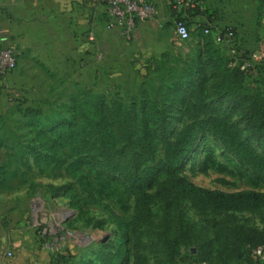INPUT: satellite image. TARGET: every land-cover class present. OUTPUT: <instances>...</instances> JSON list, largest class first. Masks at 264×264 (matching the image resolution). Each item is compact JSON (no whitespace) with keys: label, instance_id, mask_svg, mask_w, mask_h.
I'll list each match as a JSON object with an SVG mask.
<instances>
[{"label":"rangeland","instance_id":"374dc122","mask_svg":"<svg viewBox=\"0 0 264 264\" xmlns=\"http://www.w3.org/2000/svg\"><path fill=\"white\" fill-rule=\"evenodd\" d=\"M170 12L159 23L136 26L130 35L108 23L94 38L93 31L70 30L62 39L64 53L54 60L44 57L51 55L42 46L47 38L27 37L15 70L0 77V258L5 264H134L136 245L144 264H185L188 258L218 263L219 253L233 243L231 231L240 246L246 245L238 226L255 228L250 242L264 245V208L201 212L189 199L153 203L151 219L135 236V197L128 183L114 172H105L98 182L100 169L94 168L86 171L90 183L84 185L79 176L66 173L73 160L69 147L50 149L63 131L82 126L85 110L72 109L76 99L122 105L128 112L142 103L165 108L167 127H154L156 161L164 156L166 135L175 139L186 125L208 116L225 117L264 155V138L250 130L246 116V109L264 97V78L253 67L242 69L228 47L205 36L201 20L188 22L191 37L180 39L176 24L181 19ZM223 92L225 98L219 96ZM180 172L213 190L264 191L250 168L207 132ZM180 219L196 228L187 242ZM192 243L195 256L187 257ZM200 248L207 249L205 254ZM233 260L251 264L248 255Z\"/></svg>","mask_w":264,"mask_h":264},{"label":"trees","instance_id":"16d2710c","mask_svg":"<svg viewBox=\"0 0 264 264\" xmlns=\"http://www.w3.org/2000/svg\"><path fill=\"white\" fill-rule=\"evenodd\" d=\"M170 3L172 6L176 4L174 0H171ZM174 10H178L176 11L177 18L184 21L188 27V22L191 21L188 17H182L183 11L186 10L187 13L194 16L208 14L207 9L203 7L202 0H195L189 5L186 4V0H183L182 6L179 9L174 7ZM205 28H215V26L201 23L202 33L215 41L212 34L204 33ZM220 30L223 33L231 31ZM231 32L233 33V31ZM250 53L251 50L246 49V52L241 54V59H249ZM254 70L260 78H264V60L256 65ZM219 96L225 98L227 94L223 92ZM72 102H74L72 109L82 106V110H85L83 113L84 122L80 128H72L68 132L63 131L57 138L52 139L50 149L56 151L63 146L69 147V156L73 160L67 165L66 173L74 177L79 176L84 185L90 183L89 173L86 171H91L94 168L100 169L96 177L98 182H103L102 177L105 172H114L128 183L135 197L132 215L135 236L140 235V226L151 219V206L155 202L189 199L197 210L212 213L257 211L264 208V191L226 192L213 190L195 184L180 172L182 164L193 151L199 136L207 132L222 142L244 165L249 167L255 180L264 186V155L247 142L240 131L225 117L208 116L195 120L181 129L175 139L165 134L164 156L156 161L153 158L154 127H160L163 130L167 127L168 113L165 108L142 103L137 110L128 112V109L122 105L108 107L103 103H82L81 100L79 102L76 99H73ZM246 116L250 130L256 136L264 138V97L259 99L257 105L246 109ZM152 121L154 122L152 123ZM116 153L119 154L118 159L113 158ZM51 158L50 155L45 156V159ZM24 159L26 162L29 161L28 157L24 156ZM233 164L238 167L236 163ZM85 166L88 169H85ZM161 175H164L162 180H160ZM151 184H155L152 192L147 190ZM178 225L182 229L184 242L188 241L185 238L190 237L189 233H196V228L188 222L180 219ZM237 231L242 234L243 242L247 241L246 245L240 246L239 237L234 235V230L231 231L233 243L229 244L230 247L226 251L219 253V258L223 260L218 263L230 264L235 262L233 259L240 261L245 255H248L251 264H256L255 261L253 262L251 253L261 243L250 242L251 239L248 236L256 229L238 226ZM159 236L163 235L159 234ZM193 246L195 245L192 243L190 247ZM204 246L206 247V245ZM200 250L205 254L207 249L200 248ZM193 253L189 251L186 256H195ZM134 256V264H144V258L139 254V245L135 246ZM178 262L181 264V260ZM184 262L189 264L195 261L188 258Z\"/></svg>","mask_w":264,"mask_h":264},{"label":"crops","instance_id":"0c3cea01","mask_svg":"<svg viewBox=\"0 0 264 264\" xmlns=\"http://www.w3.org/2000/svg\"><path fill=\"white\" fill-rule=\"evenodd\" d=\"M92 1L0 0V29L3 42L14 45L18 50H24L27 37L36 38V35H40L47 38L42 42V46H47L48 53L51 54L44 57L46 60H54L55 55L61 56L64 53L62 39L69 38L68 31L78 33L93 31L91 38H94L100 30L106 29L102 27L108 23L106 7ZM202 2L208 11L207 15L194 16L185 10L182 17H188L191 22L201 20L207 25L233 31V38L221 43L228 47L233 59L237 62L246 61L240 56L249 48L251 53L247 60L251 61L254 67L260 64L264 60V0H202ZM155 4L156 15L151 20L139 22L137 26L154 21L159 23L164 15L171 13L170 10L174 13L178 11L174 10L169 0H155ZM114 29L121 32L119 27ZM63 30L66 36L63 35ZM72 41L75 42L73 35ZM0 264H5L1 258Z\"/></svg>","mask_w":264,"mask_h":264},{"label":"built area","instance_id":"2783aa9c","mask_svg":"<svg viewBox=\"0 0 264 264\" xmlns=\"http://www.w3.org/2000/svg\"><path fill=\"white\" fill-rule=\"evenodd\" d=\"M171 2V0H169ZM183 0H174L173 7L179 9ZM195 0H186V4L194 3ZM95 3L103 4L106 7L108 26L121 28L126 34L130 35L139 22L151 20L156 15L155 0H93ZM176 33L182 40L191 37V29L187 24L180 20L176 24ZM205 34H212L217 43H222L233 37V33L222 32L219 28H205ZM19 51L14 45L5 44L0 29V77L6 78L15 70L19 60ZM253 67L249 60L241 63L242 69ZM10 255V253H9ZM252 259L262 264L264 263V245H259L252 250ZM189 264H197L191 262Z\"/></svg>","mask_w":264,"mask_h":264},{"label":"water","instance_id":"95a60500","mask_svg":"<svg viewBox=\"0 0 264 264\" xmlns=\"http://www.w3.org/2000/svg\"><path fill=\"white\" fill-rule=\"evenodd\" d=\"M195 251H196V249L193 247V248H192V252H195Z\"/></svg>","mask_w":264,"mask_h":264}]
</instances>
